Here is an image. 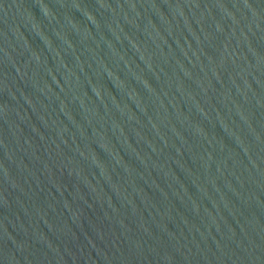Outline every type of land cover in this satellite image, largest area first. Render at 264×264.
Instances as JSON below:
<instances>
[{"label":"water","instance_id":"95a60500","mask_svg":"<svg viewBox=\"0 0 264 264\" xmlns=\"http://www.w3.org/2000/svg\"><path fill=\"white\" fill-rule=\"evenodd\" d=\"M0 264H264V0H0Z\"/></svg>","mask_w":264,"mask_h":264}]
</instances>
